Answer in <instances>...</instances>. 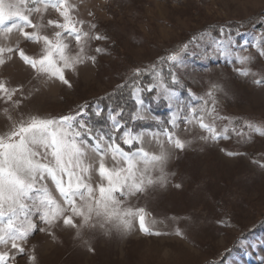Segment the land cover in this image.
<instances>
[{
	"label": "rangeland",
	"instance_id": "1",
	"mask_svg": "<svg viewBox=\"0 0 264 264\" xmlns=\"http://www.w3.org/2000/svg\"><path fill=\"white\" fill-rule=\"evenodd\" d=\"M70 3L75 6L73 15L85 21V30L95 24L94 32L107 38L92 39L86 47V55L95 56L96 63L86 60L76 71H66L70 87L59 80L37 76L18 57L0 66V79L23 89L13 98L22 100L19 109L0 101V131L9 124V114L13 118L29 113L59 117L87 104L88 115L84 119L98 132L107 133L111 130V111L104 109L102 102L109 103V98L121 91L115 97L118 107L111 113L123 109L117 119L123 118L126 127L142 135L146 148L159 151L152 137L163 128L175 131L186 147L181 151L166 145L170 153L165 168L168 183L131 200L146 209V223L161 235H144L138 221H134L127 233L113 229L105 234L103 229L86 227L77 236L76 229L65 227L61 221L51 229L56 236L53 240L46 231L39 230L47 225L34 217L38 227L23 245L26 252L34 247L38 264H264V136L243 128L245 121L264 122V82L254 83L264 81V57L253 47L264 40V0ZM56 16L52 9L45 13L46 18ZM33 19L35 22L39 18ZM221 28L224 35L220 34ZM41 31L52 33L50 27ZM17 37L15 31L8 40L0 36V45L14 44ZM20 39L29 55H39L40 45ZM190 41L194 43L187 53H181L182 63L175 69L183 87L171 85L167 68L158 65L157 71L177 93L181 106L202 103L189 96V89L196 97H205L211 85L218 84L222 91L216 93L217 110L233 123L226 119L216 123L218 128L228 125V139L201 140L200 135L207 134L185 124L186 107L185 111L175 104L170 108L156 89L141 93L142 107L154 119H131L140 107L125 84L131 83L133 70L147 69ZM96 48L103 51L97 53ZM248 55L252 57L250 61L238 63L240 56ZM240 68L248 69L250 74L241 76L234 70ZM154 82L152 75L145 73L140 86ZM122 84L125 86L119 88ZM4 108L9 109L8 114ZM97 108L101 110L99 117L93 111ZM173 113H177L175 129L167 123ZM232 127L242 129L245 135L234 134ZM123 147L127 150V146ZM227 152L238 154L228 156ZM176 184L181 187L176 188ZM177 231L183 237L177 236ZM89 247L94 251H89ZM9 248L0 245V252ZM15 264H28L27 255H18Z\"/></svg>",
	"mask_w": 264,
	"mask_h": 264
},
{
	"label": "snow or ice",
	"instance_id": "2",
	"mask_svg": "<svg viewBox=\"0 0 264 264\" xmlns=\"http://www.w3.org/2000/svg\"><path fill=\"white\" fill-rule=\"evenodd\" d=\"M49 9L55 11L56 18L45 17ZM74 10L70 0H0V36L8 40L14 31L18 33L14 44L0 45V66L18 57L37 76L59 80L70 87L65 72L76 71L86 60L94 65L96 57L86 55V47L92 39H107L94 32L95 24H89L85 30V21L74 16ZM33 17L39 19L34 22ZM47 27L52 29L51 35L41 31ZM219 31L224 35L223 28ZM261 36L264 38V33ZM20 38L40 45L39 55H29L21 46ZM228 39L231 42V36ZM192 43L194 41L183 44L178 51L161 57L147 69L133 70L129 77L131 83L125 81V84L140 107L131 119H154L143 109L141 93L156 89L157 94H162L169 102L170 108L175 104L180 111H185L186 107L185 124L206 133L200 135L201 140L228 139V125L218 128L216 123L225 119L229 124L233 123L231 118L220 116L217 110L216 93L222 91L218 84L211 85L205 97H196L189 89V96L202 103L181 106L177 93L168 86L165 76L157 71L158 65L167 68L171 85L183 87L175 69L182 63L181 53H187ZM253 47L257 48L260 57H264V40ZM95 51L100 53L103 49L96 48ZM251 59V55L240 56L238 63L244 65ZM234 70L241 76L250 74L248 69ZM145 73L151 74L155 82L141 87ZM262 82L254 81L256 84ZM124 86L118 85L119 88ZM22 91V88L12 87L8 81L0 79V101L10 104L13 109H19L22 100L13 98ZM88 108L85 104L74 113L59 117L31 113L16 118L7 115L9 124L0 131V245L10 248L0 252V264H9L10 261L15 264L18 255H27L28 264H38L35 248L26 252L23 246L38 227L34 217L47 225V228L39 230L46 231L53 240L56 236L51 229L61 221L65 227L76 229L77 236L86 227L103 229L105 234L113 229L127 233L134 221H138L139 231L146 236L162 234L146 223L149 215L146 209L132 204L131 200L152 187H164L168 183L165 168L170 153L166 145L183 151L186 142L175 131L163 128L152 137L159 151L146 148L143 136L126 127L123 118L117 119L123 109L109 113L111 130L100 133L84 119ZM3 111L8 114L9 109L4 108ZM93 111L97 117L101 116L98 108ZM167 123L175 129L177 113H173ZM243 128L264 136V122L245 121ZM231 131L238 136L245 135L236 127ZM122 145L127 146V150ZM226 154L234 156L238 153ZM175 187L180 188L181 185L176 184ZM155 223L151 221V224ZM176 235L183 237L180 231ZM239 242L241 245L244 243L243 240ZM11 250L15 252L11 253ZM89 251L94 249L89 247Z\"/></svg>",
	"mask_w": 264,
	"mask_h": 264
},
{
	"label": "trees",
	"instance_id": "3",
	"mask_svg": "<svg viewBox=\"0 0 264 264\" xmlns=\"http://www.w3.org/2000/svg\"><path fill=\"white\" fill-rule=\"evenodd\" d=\"M119 93H121V91H118L115 95H112L109 99V103H106L107 101L105 100V102H102V106L104 107V109L109 108L110 111H115L116 108L118 107L117 101L115 100L116 95H118ZM130 100H129V104H130Z\"/></svg>",
	"mask_w": 264,
	"mask_h": 264
}]
</instances>
